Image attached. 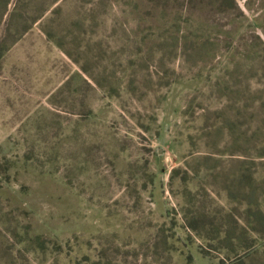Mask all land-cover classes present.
<instances>
[{
	"label": "rangeland",
	"instance_id": "1",
	"mask_svg": "<svg viewBox=\"0 0 264 264\" xmlns=\"http://www.w3.org/2000/svg\"><path fill=\"white\" fill-rule=\"evenodd\" d=\"M0 264H264V0H0Z\"/></svg>",
	"mask_w": 264,
	"mask_h": 264
}]
</instances>
